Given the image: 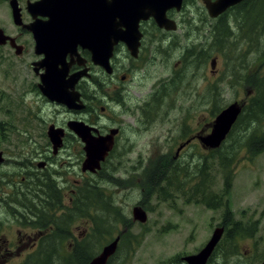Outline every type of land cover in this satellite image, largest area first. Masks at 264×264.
Listing matches in <instances>:
<instances>
[{
  "label": "rangeland",
  "instance_id": "374dc122",
  "mask_svg": "<svg viewBox=\"0 0 264 264\" xmlns=\"http://www.w3.org/2000/svg\"><path fill=\"white\" fill-rule=\"evenodd\" d=\"M10 1L0 0V27L8 35L17 36L25 51L17 56L10 46L0 47V150L5 153V162L0 164V264H38L37 257L26 256L30 249L21 258L16 253L10 258L2 256L8 248L16 252V232L21 227L23 233L26 230L11 208L22 211L13 201L24 204L27 197L32 212L33 196L54 198L55 192V208L44 203L41 209L50 213L45 210L48 218L42 229L34 232L42 233L46 222L62 224L66 220L72 232L69 238L81 242L95 225L94 217L100 216L103 221L97 225L102 237L87 241L93 257L117 236L128 233L110 264H185L180 260L201 251L216 227L228 220V210L229 221L240 224L242 228L237 229L248 233L242 230L234 238L230 233L233 225L227 226L209 264H262L264 152L250 155L247 145L252 133L245 130V125L234 128L221 150L213 152L204 150L197 139L180 148L202 130L210 134V123L226 107L246 103L254 96L246 78L264 77V67L259 65L264 36L257 43L256 30H236V12H229L235 38L213 45L215 19L200 0L186 1L181 12L174 15L179 26L176 31L165 32L145 22L148 34L141 57L135 60L125 52L113 60L118 70L112 82L119 89H113L111 96L118 102L106 97L98 100V108L106 106L107 114L100 116L99 112L96 126L102 133L112 127L121 132L115 150L93 174L82 172L84 143L67 126L75 115L65 106L44 100L35 90L37 80L31 63L38 56L31 37L15 25ZM27 1L18 0L25 22L30 19ZM156 36L166 42L156 47ZM213 60H217L215 69L211 68ZM125 74L131 80L122 82L120 77ZM97 75L106 79L103 70ZM52 124L67 133L58 154L48 137ZM256 126V134L261 136L264 118ZM42 163L45 166L41 168ZM91 185L101 189L103 200L96 201L98 208L92 201L90 218L87 214L80 217L72 209L79 206L80 191ZM19 192L21 195L16 194ZM211 197L220 201L219 209L208 207ZM62 204L69 207L63 217L57 212ZM140 205L148 213L145 224L132 220L133 208ZM115 206L120 209L118 224L114 220ZM31 216L32 224L33 212ZM128 222L131 226L126 225ZM50 231L51 235L42 239L47 250L39 259L44 260L49 249L55 247L62 253L69 245L67 236L59 240L53 236L56 228ZM5 241L13 242L8 246ZM65 253L70 254L68 250Z\"/></svg>",
  "mask_w": 264,
  "mask_h": 264
},
{
  "label": "water",
  "instance_id": "95a60500",
  "mask_svg": "<svg viewBox=\"0 0 264 264\" xmlns=\"http://www.w3.org/2000/svg\"><path fill=\"white\" fill-rule=\"evenodd\" d=\"M205 4L207 13L215 19L234 6L245 0H201ZM184 6L183 0H37L27 3V10L34 20L25 24L18 0H11L10 8L15 25L33 33L36 55L44 59L35 63L36 72L45 69L41 74V92L51 102L65 105L70 110L83 109L80 94L75 85L86 76L87 70L69 75L71 63L67 57H78V65L84 66L85 61L78 54L77 48L88 50L92 63L102 67L106 73L112 72L110 60L114 55V48L120 42L124 43L132 57H137L143 38L140 24L153 19L154 23L165 31H176V22L169 17L168 11L175 9L179 12ZM9 42L15 49V54H23V46L16 44L15 38L8 36L0 28V46ZM217 60H213L211 68L215 69ZM39 66V67H38ZM60 66V67H59ZM38 67V68H37ZM242 104L233 103L222 110L212 124L211 133L201 137L200 141L207 149H218L221 143L231 133L233 125L242 112ZM69 129L81 138L85 144L86 158L82 171L96 173L101 170L102 163L113 151L118 129H112L107 135L94 136L97 130L80 121H70ZM63 129L50 126L48 137L57 153L63 145ZM185 145L181 146L180 150ZM5 161L0 152V164ZM45 166L42 163L40 167ZM134 222L147 223L148 213L136 206L132 211ZM226 228L218 226L214 230L210 241L198 254L184 257L186 264H207L214 254L215 248L222 241ZM120 236L106 244L104 249L94 256L89 264H107L116 253ZM264 264V261L263 263Z\"/></svg>",
  "mask_w": 264,
  "mask_h": 264
},
{
  "label": "trees",
  "instance_id": "16d2710c",
  "mask_svg": "<svg viewBox=\"0 0 264 264\" xmlns=\"http://www.w3.org/2000/svg\"><path fill=\"white\" fill-rule=\"evenodd\" d=\"M229 12H236L235 15V24H237L236 30H244V28H247L249 32H252V30H256L257 34H254L257 39V43H260L261 38L264 36V0H245L239 5L229 9L227 13L219 16L218 18H215L214 21V27L211 29L212 37H213V45H219L218 43L221 41H228L229 42L235 38V32L232 31L231 24L229 23ZM242 35L245 36V33L243 32ZM249 38H252L253 36L247 33ZM246 36V38H248ZM262 64H259L260 67H264V52L262 55ZM261 63V62H260ZM246 82L251 84V86L254 89V96L250 99V101L246 102L243 105L242 112L240 116L238 117V121L234 124L232 127L231 132H233L234 128L240 127L242 125L246 126V131L252 133L251 138H249V145H247V149L253 157L257 156L259 153L264 152V131L261 132V136H259V132L256 134L257 130V123L259 119L264 118V77H258L254 75V77H247ZM223 145V143H222ZM220 149V148H219ZM218 149V150H219ZM221 150V149H220ZM213 152V151H212ZM168 165V164H167ZM226 186H229L228 181L226 182ZM198 190V187H196ZM56 195L53 198V196H44L42 199L40 196H33L31 198V208L33 212V222L34 229L39 230V228L42 229V224L44 219L48 215L46 214V211H48V214L50 211L48 209H41L44 208V203L49 202V208H55V203L57 204L58 199L57 198V192H55ZM81 196L84 201L81 200L79 197ZM79 206L78 208L72 209L73 212L80 213V217L84 214H87L90 218L89 210H91L92 207V201L94 200V207L98 208L96 205V201L103 200L101 189L97 186H87L83 189V191H80L79 193ZM38 200V201H37ZM206 203L208 207L211 209H219L222 204L219 200L215 199V197H211V200ZM39 202V203H38ZM80 202L83 203V206H80ZM106 208L108 206H105ZM116 210V215L114 217L115 223H120L121 218L119 215V208L116 206L113 207ZM46 210V211H45ZM226 217L228 218L227 221L224 222L227 226L233 225L234 229H231V237H237V235L242 234V230H238L237 228L240 227V224H233V222L229 221V218L231 217L230 211H227ZM50 219V218H49ZM73 219L72 221H74ZM95 225L92 227L91 232L81 240V242L75 243L73 246V250H69V246L66 245L64 248V252L60 253V250H56L54 247V250L52 251L49 249L50 253L46 256V258L39 259L38 256H41L45 250H47V247L43 245L41 242L36 249L35 254L33 257H37L38 264H89L94 257L92 256L91 249H89L87 245V241L89 239L93 238V236H98V238L102 237V233H100V227L97 225V222L103 221V218L100 216L94 217ZM125 221V220H124ZM62 224L55 223L56 224V231H53V236L56 235V238L60 240L63 238L69 239V234L67 232L69 231L68 224L69 222L66 220H62ZM126 225L131 224L128 222ZM129 226V227H130ZM248 233V230H244ZM59 232V234H57ZM93 233V235H92ZM128 233L124 235H120V241H119V248L121 247V244L125 243V241L128 238ZM51 235V232L49 233ZM63 236V237H62ZM115 240V239H114ZM62 244V242L60 243ZM59 244V245H60ZM66 243H64L65 245ZM55 246V245H53ZM118 248V251H119ZM67 250L70 252V254H66ZM117 251V252H118ZM97 255V254H96ZM94 255V256H96ZM113 259V258H112ZM112 259L109 261H112Z\"/></svg>",
  "mask_w": 264,
  "mask_h": 264
},
{
  "label": "flooded vegetation",
  "instance_id": "af4514ba",
  "mask_svg": "<svg viewBox=\"0 0 264 264\" xmlns=\"http://www.w3.org/2000/svg\"><path fill=\"white\" fill-rule=\"evenodd\" d=\"M9 0H6V2H8ZM36 1V0H35ZM186 1L188 0H184V6L186 4ZM11 2V1H10ZM28 2H31L30 0L27 1ZM9 6H10V3H9ZM27 6V5H26ZM25 6V8H26ZM183 6V8H184ZM21 7V6H20ZM27 9V8H26ZM182 10V9H181ZM181 10L179 12H181ZM28 12V11H27ZM179 12H177L175 9L171 10L168 12L169 14V17L173 19L174 15L177 13L179 14ZM30 15V14H29ZM11 16H12V13H11ZM22 19H23V11H22ZM174 20V19H173ZM175 21V20H174ZM34 20L32 19L31 15H30V19L29 21L25 22L24 20V23L25 24H31L33 23ZM147 22V21H145ZM144 22V23H145ZM149 22H152L153 23V27L157 26L154 21L152 19L148 20L147 24ZM176 22V21H175ZM144 23H141L140 25V28H141V32L143 34V38H142V41H141V45L139 47V54L137 57H132L131 55V52H129L127 46L120 42V44H118L117 46H115L114 48V55L111 59V65H112V72L110 74L106 73V71H104L100 66H96L92 63V60H91V54L88 50H83L81 47H78L77 48V52L78 54L81 55L82 59L83 60H86L85 61V65L84 66H79L78 65V57L77 56H73V58H71V55H69L67 57V63H71V67L69 69V75L67 77H70L72 75H74V73H78L80 71H84V70H87V74L86 76H83L82 79L75 85V89L74 90H77V92L80 94V102L84 105V108L83 109H75V110H69L67 107H65L68 111H70V113L74 114L75 115V118L74 119H71L68 121V123L70 121H80V122H83L85 125L87 126H91L93 128H95L97 130V132H93V135L94 136H100V135H107L109 134L112 129H118L119 132L118 134L116 135V138H115V144L113 146V151L115 150V147L117 145V140L119 139V133L121 132V129L120 128H110L108 130V132L106 133H102L101 129H99V127L96 126V121L99 119V115H105L107 114L106 111H107V107L106 106H103L101 105L99 108H98V104L100 101L99 98L101 97H106L108 99H110L111 101H117V99H114L112 98L111 96V91L113 89H119L116 85L113 84L112 80L114 79H117V70L118 68L113 64V60L115 58H117V56H119L121 53H129L130 56L132 58H134L135 60H138L141 55H142V52H143V49L145 48L144 45H145V42L147 41L146 39V35L148 34V30H147V27H145ZM177 24V23H176ZM144 26V27H143ZM178 26V25H177ZM158 27V26H157ZM1 28V27H0ZM21 30L24 32H27V34L31 37V40H32V45H33V48H34V54H35V42H34V36H33V33L32 32H29L27 30H23L22 27H20ZM159 28V27H158ZM179 28V26H178ZM161 29V28H160ZM163 30V29H161ZM165 31V30H164ZM167 32V31H165ZM168 32H171V31H168ZM5 33V31H4ZM7 34V33H6ZM8 35V34H7ZM10 36V35H8ZM10 37H13L15 38V41H16V44L18 45H21L18 41V37L17 36H10ZM159 41V42H158ZM153 42L155 43V41L153 40ZM164 42H166V39H164L163 37H159V36H156V47L157 45H160V44H163ZM5 46H10L11 45L9 44V42L5 45ZM23 46L24 50L23 52L25 51V45H21ZM1 47V46H0ZM11 49L13 50L14 48L11 47ZM35 56H38L37 60H34L32 61L31 63V68L34 72V76H35V80H37V84H36V87H35V90L37 91V93H41L44 97V100H47L49 101L43 94V92H41V89H40V84L42 83V80H41V74H44L45 73V69H40V71L36 72L35 70V67H34V64L43 60L44 59V56L42 55H36ZM39 67V66H38ZM37 67V68H38ZM60 67V66H59ZM101 70L104 71L105 73V77L106 79H102V77H100L98 74L101 73ZM120 80L122 82H127L129 80H131V78L129 76H127L126 74L125 75H122V77H120ZM102 94V95H101ZM105 94V95H103ZM50 102V101H49ZM52 102V101H51ZM59 105V104H58ZM99 109V111H98ZM100 112V113H99ZM87 116L89 117L88 119H85L84 117ZM67 123V125H68ZM213 123H210V125H212ZM53 126H55L54 124H52ZM51 125V126H52ZM50 127V126H49ZM56 127V126H55ZM57 128H60V127H57ZM69 128V127H68ZM212 128V126H211ZM60 129H63V128H60ZM65 129H63L64 131ZM204 130L198 132V134H196V136L192 137L191 139L189 138L187 141H185V144H182L181 146L185 145L186 144H189L190 142L194 141V140H200L201 137H204L207 135V133L203 132ZM66 131H65V136H66ZM65 138V137H64ZM65 139L63 141V145L62 147L65 145ZM82 142V141H81ZM201 143V141H200ZM202 145V143L200 144ZM61 147V148H62ZM203 149L204 150H209L207 149L204 145H202ZM60 148V149H61ZM84 148V147H83ZM57 150L58 153H61L62 150ZM183 149V148H182ZM84 150V149H83ZM60 151V152H59ZM85 151V150H84ZM113 151L110 153V155L113 153ZM0 152H2L0 150ZM3 153V152H2ZM56 153V154H58ZM55 154V155H56ZM4 157H5V153H3ZM109 155V156H110ZM108 156V157H109ZM107 157V158H108ZM106 158V160H107ZM105 160V161H106ZM23 182H25V180H23ZM30 193V191H29ZM18 195H21V193H16ZM15 194V195H16ZM28 195V194H26ZM25 200V203H20V204H16L15 201H13V204L15 205H18L21 207L22 211H19L18 209H12V213H14V216L16 217V219H19V221H22V225L26 228V230L24 231L23 233V228L21 227V229L19 230V232H16V236H17V240L15 241V248H16V252L15 250L11 249V248H8L7 252L5 255H2V256H6V257H12L15 255L16 253V257L18 258H21L22 255L25 256L29 249V254H27L26 256L28 257L29 255H34L35 251H36V247L39 246V244L42 242V239H44L45 237L47 236H50L49 233L51 232L50 230L51 229H55V224L52 223V221L50 222H46V227H45V230L40 233V231H38L37 233L34 232V228L31 224V213L30 212V209H29V205H30V200H28L27 197L24 198ZM62 207H60V209L57 210L58 214L61 213L62 217L67 215L68 214V209L69 207L65 206L64 204L61 205ZM57 214V215H58ZM225 228L227 227L226 224L223 225ZM72 233L71 230L69 229V231L67 232V234H70ZM35 234V236H34ZM20 236V238H18ZM37 236V237H36ZM71 236V235H70ZM74 238V239H72ZM13 241H11L12 243ZM68 242H69V250L72 251L73 248H74V244L78 242L77 238L76 237H70L68 239ZM74 242V243H73ZM5 243L9 246L11 243L10 241H5ZM217 250V249H216ZM215 250V251H216ZM216 253V252H215ZM186 257V256H185ZM182 263H184L183 261V258L182 260ZM209 264V263H208Z\"/></svg>",
  "mask_w": 264,
  "mask_h": 264
},
{
  "label": "bare ground",
  "instance_id": "6f19581e",
  "mask_svg": "<svg viewBox=\"0 0 264 264\" xmlns=\"http://www.w3.org/2000/svg\"><path fill=\"white\" fill-rule=\"evenodd\" d=\"M119 241H120V240H119ZM118 244H119V243H118ZM105 246H106V245H105ZM119 246H120V244L118 245V248H119ZM118 248H117V251H118ZM103 249H104V248H103ZM103 249H102V250H103ZM102 250H101V251H102ZM117 251H116V253L113 255V257L110 258V260H111L112 258L115 257V255L117 254ZM98 254H99V253H98Z\"/></svg>",
  "mask_w": 264,
  "mask_h": 264
}]
</instances>
